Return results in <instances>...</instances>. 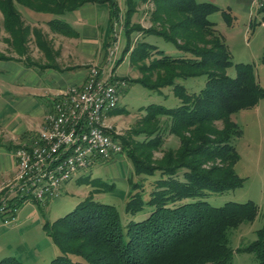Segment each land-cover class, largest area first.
<instances>
[{
	"label": "trees",
	"instance_id": "16d2710c",
	"mask_svg": "<svg viewBox=\"0 0 264 264\" xmlns=\"http://www.w3.org/2000/svg\"><path fill=\"white\" fill-rule=\"evenodd\" d=\"M154 1L157 5L152 11L153 19L167 29L160 32L151 28L149 33L173 43L182 54H168L142 40L131 51V64L142 74L134 82L160 93L171 88L180 104L146 106L145 115L131 130L132 137L142 136L135 138L134 144L115 135L127 148L137 174L159 176L148 199L141 183H135L126 210L135 214L145 205L152 210L146 218L130 220L123 227L115 205L86 198L64 216L44 224L61 250L50 264H230L234 256L229 244L230 230L253 221L257 215L253 201H228L214 206L206 200L213 193L243 184L235 170L240 159L235 141L242 129L232 115L264 96L252 64L237 63V75H228L227 68L233 65L230 49L209 18L220 9L217 4L199 0ZM90 2H108L112 24L119 20L118 0H0V40L14 47L19 55L29 56L33 35L49 63L56 66L55 57L60 50L54 49V38L43 28L25 22L20 7L45 13L46 18L38 19L45 21L50 31L74 35L77 32L62 17ZM132 3L134 0H125L128 35L135 13ZM225 14L231 22L230 13ZM164 21L171 23L167 26ZM4 29L8 36L2 35ZM129 48L130 45L125 47L124 53ZM9 58L0 52V59ZM200 76H205L206 81L197 91L183 83ZM165 133L175 134L179 145L163 149ZM154 149L162 150L163 156L154 158ZM257 235L244 249L255 253L257 264H264V227ZM0 264L26 263L6 256Z\"/></svg>",
	"mask_w": 264,
	"mask_h": 264
},
{
	"label": "rangeland",
	"instance_id": "374dc122",
	"mask_svg": "<svg viewBox=\"0 0 264 264\" xmlns=\"http://www.w3.org/2000/svg\"><path fill=\"white\" fill-rule=\"evenodd\" d=\"M122 1L125 3V0ZM199 1L213 2L220 8L212 12L209 18L215 22L214 28L223 36L230 49L233 65L227 68L228 75L232 77L237 75V63H250L257 81L264 89V11H260L264 7H260L257 0H254L255 6H252L251 11H249L245 2H239L238 0ZM134 2L131 7H134L135 13L129 25L131 27L129 35L124 22L127 5L123 3V6L119 2L121 8L120 18L112 24L108 41L103 46V59L100 62L89 64V70L94 65L106 67L107 70L111 69V80L126 82L116 113L110 119L118 131L117 133L122 137H126L133 144L137 141L134 140L135 138L139 139L142 136L132 137L131 130L145 115L146 106L162 104L166 107H175L180 104V100L173 94L171 88H164L163 93H160L147 89L139 82H134L142 77V74L136 66L131 64L132 49L142 40H145L163 49L168 54H182L173 43L166 41L156 33H149L151 28H156L160 32L167 29L153 19L152 11L157 5L156 2L154 0H134ZM20 9L25 22L39 26L44 31V27L37 25L39 24L38 21L36 23L32 17L36 20L46 18L45 13H32L23 7H20ZM225 12L230 13L231 22ZM2 16L0 11V17ZM164 22L167 26L171 23L170 21ZM50 30L49 32L53 36L54 32ZM2 35L4 37L8 36L5 29L2 30ZM68 36H71V34ZM68 38L63 39L68 43L70 41V38ZM177 38L181 39L180 37ZM60 42L61 40L57 41L54 38L55 50L60 47ZM73 43H68L69 50L64 56L59 57L62 59V64L68 63V56L73 51ZM109 43H112L111 46ZM129 45V50L124 53L125 47ZM29 46L31 48H29L28 53L31 55L25 54V56H22L18 54L14 47H10L6 41L0 40V52L7 57H11L0 59V65L20 61L17 58H23L21 63L27 66L49 63L45 53L35 43L33 35ZM123 55V60L117 66L118 59ZM25 58L27 59L24 60ZM205 81L206 77L200 76L189 78L183 83L197 91L205 85ZM232 118L242 129L241 136L235 141L240 154L235 170L243 179V184L232 190L213 193L206 200L214 206H221L228 201H253L255 203L258 209L255 219L250 222H243L237 228L231 229L229 244L234 251L233 260L230 264H257L255 253L244 248L257 238L258 230L264 227V96L259 98L254 105L234 113ZM218 125L222 126L221 123H218ZM29 138L18 143L17 147L19 144L28 141ZM164 139L163 149L167 150L179 145V138L175 134L165 133ZM5 142L0 136V144ZM162 156V150H153L154 158ZM16 172L17 169L13 176L0 181V189L3 184H6V181L14 179ZM158 177V174L154 176L137 174L134 163L128 156L127 148L123 147L122 152L112 160H102L80 170L78 174L62 186L58 198L46 202L29 200L21 204L16 220L11 223H4L0 219V259L6 256H15L26 264H50L53 258L61 254V250L44 229V224L64 216L89 197L115 205L123 227L130 220L139 221L146 218L152 207L145 205L142 211L132 214L127 212L126 202L135 183H141L145 198L148 199ZM109 184L114 187L110 188ZM187 201H191V199Z\"/></svg>",
	"mask_w": 264,
	"mask_h": 264
},
{
	"label": "built area",
	"instance_id": "2783aa9c",
	"mask_svg": "<svg viewBox=\"0 0 264 264\" xmlns=\"http://www.w3.org/2000/svg\"><path fill=\"white\" fill-rule=\"evenodd\" d=\"M264 7V0H257ZM111 69L94 65L83 83L73 84L52 101L41 129L15 149L17 172L0 189V219H17L19 203L46 202L80 170L112 160L123 150L111 122L125 81L111 80Z\"/></svg>",
	"mask_w": 264,
	"mask_h": 264
},
{
	"label": "crops",
	"instance_id": "0c3cea01",
	"mask_svg": "<svg viewBox=\"0 0 264 264\" xmlns=\"http://www.w3.org/2000/svg\"><path fill=\"white\" fill-rule=\"evenodd\" d=\"M238 1L245 2L249 11L255 6L254 0ZM110 11L108 2H90L62 17L77 33L51 35L61 40L56 66L50 63L27 66L18 60L0 65V136L7 142L0 144V181L14 175L17 169L15 147L38 132L52 99L70 85L83 83L89 74V64L103 59V46L112 27ZM32 18L49 32L45 21ZM67 36L68 43L74 42L73 51L68 63L62 64L59 57L69 50V44L63 39Z\"/></svg>",
	"mask_w": 264,
	"mask_h": 264
}]
</instances>
